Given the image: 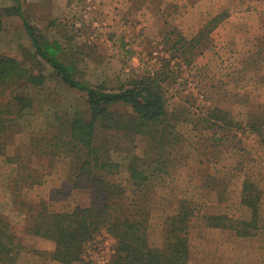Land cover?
Returning <instances> with one entry per match:
<instances>
[{"label":"rangeland","instance_id":"rangeland-1","mask_svg":"<svg viewBox=\"0 0 264 264\" xmlns=\"http://www.w3.org/2000/svg\"><path fill=\"white\" fill-rule=\"evenodd\" d=\"M20 2L25 18L60 42L79 78L117 88L147 70L160 80L167 76L162 83L165 107L184 138L169 172L145 169L150 174V245L161 246L165 217L177 213L181 201L191 200L197 213L188 231L189 264H264L259 233L237 237L231 229L205 225L203 218L224 214L248 220L250 209L240 203L241 184L248 178L262 192L264 220V0ZM13 4L0 0V51L34 72L32 45L21 18L4 15ZM178 37L183 45L176 43ZM43 74L46 79L39 86L24 83L17 88L31 102L7 129L10 141L0 155V213L23 246L16 264H60L46 258L51 241L25 231L41 201L49 212L72 211L91 202L85 180L74 179L77 162L63 154H41L44 143L32 147L48 132L61 134L62 128L66 133L70 115L86 109L82 93L62 85L50 68ZM108 108L125 118L133 113L122 103ZM99 137L117 147L111 159L120 164L116 179L125 184L128 153L142 152V137L114 129ZM32 180L39 182L27 185ZM22 202L26 206L19 211ZM114 242L101 230L87 244L83 262L109 264Z\"/></svg>","mask_w":264,"mask_h":264},{"label":"trees","instance_id":"trees-1","mask_svg":"<svg viewBox=\"0 0 264 264\" xmlns=\"http://www.w3.org/2000/svg\"><path fill=\"white\" fill-rule=\"evenodd\" d=\"M11 1L14 3L12 10H5L4 15L14 14L21 18L32 45L34 72L18 59L0 51V155L10 141L7 129L23 116L31 102L27 96L19 94L17 88L24 83L39 86L46 79L43 71L47 68L66 88L82 93L86 104V109L75 110L70 115L66 133L62 128L59 129L61 134L48 132L31 144L33 148H39L44 143L43 155L58 157L63 154L69 156L72 163L77 162L74 179L85 180L90 191V205L72 211L49 212L45 202L41 201L38 210L30 216L25 231L51 241L53 249L46 252V258L60 264H86L83 262L85 248L103 229L115 241L109 264H189L188 231L197 213L194 201H181L177 213L165 217L160 247L149 243V173L169 172L184 138L175 130L172 114L165 107L162 83L167 76L160 80L147 70L117 88L93 85L76 75L72 61L63 56L60 42L48 39L25 18L20 0ZM176 43L183 45V38L178 37ZM173 50L178 52V48ZM115 103L130 106L132 115L125 118L111 113L108 107ZM113 129L139 135L144 142L140 154L128 153L125 184L116 179L120 164L111 159L117 147L99 137L103 130ZM6 160L12 163V159ZM36 182L39 180H32L27 185ZM9 190L14 197L15 191ZM261 196L260 188L246 178L241 184L240 203L250 209L251 217L246 220L224 214L203 216L204 223L209 227L231 229L237 237L259 233L264 238ZM23 205V202L18 205L19 211ZM11 228L6 216L0 213V264H16L23 250Z\"/></svg>","mask_w":264,"mask_h":264}]
</instances>
